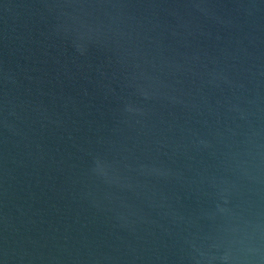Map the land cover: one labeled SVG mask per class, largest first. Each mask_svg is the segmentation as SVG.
I'll return each instance as SVG.
<instances>
[{"label":"water","instance_id":"95a60500","mask_svg":"<svg viewBox=\"0 0 264 264\" xmlns=\"http://www.w3.org/2000/svg\"><path fill=\"white\" fill-rule=\"evenodd\" d=\"M0 264H264V0H0Z\"/></svg>","mask_w":264,"mask_h":264}]
</instances>
